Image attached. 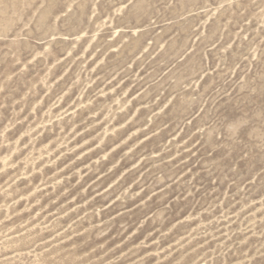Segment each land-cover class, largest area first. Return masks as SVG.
<instances>
[{"label": "rangeland", "instance_id": "obj_1", "mask_svg": "<svg viewBox=\"0 0 264 264\" xmlns=\"http://www.w3.org/2000/svg\"><path fill=\"white\" fill-rule=\"evenodd\" d=\"M0 264H264V0H0Z\"/></svg>", "mask_w": 264, "mask_h": 264}]
</instances>
